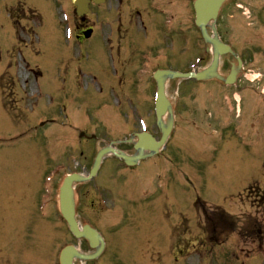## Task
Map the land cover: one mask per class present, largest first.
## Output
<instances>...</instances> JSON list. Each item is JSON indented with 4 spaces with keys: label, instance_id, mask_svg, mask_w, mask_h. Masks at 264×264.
<instances>
[{
    "label": "rangeland",
    "instance_id": "1",
    "mask_svg": "<svg viewBox=\"0 0 264 264\" xmlns=\"http://www.w3.org/2000/svg\"><path fill=\"white\" fill-rule=\"evenodd\" d=\"M18 2L25 4L26 7L23 5L21 9V4ZM68 3L65 0H0L1 47L9 48L12 43L14 31L9 14L14 10H19L18 16L17 13L14 14V22L19 36L24 34L22 36L24 43L34 44L36 39H34L33 30L40 36L37 40L39 41L37 49H40L42 57H33L32 59L30 57V63L34 64L36 61L37 64H47L51 62L55 59L57 52L65 50L64 42L60 40V37L61 39L65 37L66 28L63 23L65 15L61 12L65 11L62 4L67 6ZM14 6H16L15 9H13ZM68 7L72 9L70 4ZM29 8L33 10H29ZM34 12L36 14L38 12V16H35L36 14L33 16ZM217 28L222 39L232 45L239 55L243 54L247 63L246 70L251 68L247 74L255 78L252 83L254 90H252V94L249 93L251 91H248L249 94L246 92L244 94L251 112L245 117L236 118L234 111H227V122H234V124L233 126L227 125L226 129H223L226 124L218 125L213 120H210L209 124L206 119L199 120L197 125H199L201 134L192 129L191 136L185 141L186 146H182L178 140H174L170 157L174 162L176 159L180 161V164L182 162L181 168L188 175V180L170 174L159 178L157 204L158 207L162 205L169 211L172 220L181 218L185 222L188 221L190 226L185 229L184 233L177 228L172 232L174 243L180 241L177 248L183 249L185 246L186 257L182 258L174 252L173 259H170L171 264H264V94L261 93L264 88V0H231L224 7L217 21ZM55 34L58 35V38H55ZM28 38L31 40L28 41ZM195 38L196 33L192 30L191 45ZM195 43L200 48L199 53L202 54L203 43L199 40H195ZM197 46L196 48H198ZM6 50L3 54L4 61H6ZM17 54L15 52L16 56ZM194 55L192 54L191 57L193 58ZM174 68L179 71L184 70L180 63H176ZM9 75L12 78L2 77L5 82L2 85L3 88H0V96L12 84L13 77L16 78L14 73ZM206 89L209 87L206 86ZM218 91L220 92L219 88ZM234 91L230 92L234 93ZM204 93L202 94L205 95ZM11 95L12 91L9 97ZM176 97V91L169 94V98L173 101L177 100ZM190 103L192 102L190 101ZM220 106L224 105L219 104L218 107L216 104L215 107L218 108L215 110L220 111ZM177 111L176 128L172 137L180 139L183 129L189 125L187 122L188 112L180 107ZM25 115L21 113L17 116L16 121H11L10 124L7 122L6 111L0 108V175L1 172L5 174L7 172L4 159L9 155L21 160L22 152L25 151L27 155L25 160L31 159L29 149H24L23 144L18 146L15 143L21 141L22 138L17 141L13 139L16 136L24 135L34 127V124L28 125L33 121H26ZM31 115L38 118L34 113ZM202 122L204 126L201 125ZM7 123L14 130L12 135H8L10 128ZM42 140L45 141L41 131L32 134L31 142L39 144V141ZM29 141L24 140L23 142L28 144ZM169 150L170 145L167 149L168 154H170ZM167 152H164V156H167ZM39 157L44 158L42 154H36V158ZM66 157L69 158V155H62L56 164L63 163ZM38 163L40 167L47 170L44 159ZM49 164L54 165V162L50 161ZM30 170L31 166H28L25 172H30ZM101 182L103 185L110 182V178H106V173L102 174ZM251 183H253L252 186L244 189ZM54 185H57V182L51 185L50 191H53ZM22 198L23 196L16 194L9 212L5 213L6 221L11 227L17 226L20 231L26 229V240L23 245L33 252L40 246L38 235L40 240L44 236H49L52 224L36 227L34 231L33 227L36 223L28 225L26 228L22 221L24 210L20 208ZM197 200L205 203L207 221L202 220V218L205 219V216L195 210ZM214 206H222L231 216L227 217L229 215L225 214V217L228 218L225 219L219 210L211 212L212 209L213 211L216 209ZM47 211L49 214L50 209ZM158 219H160V214L157 215ZM132 224L134 223L130 219L124 221L126 226ZM157 227L159 228V226ZM164 228L158 237H154L155 229L153 227L150 226L144 230L147 237L145 242L147 248L166 251L167 231L165 225ZM65 230V226H63V234ZM221 232H224L222 236ZM9 241L7 238L0 237V256L6 255L8 258L12 256V252H8V248H2ZM112 241H114L113 238ZM130 241L128 240L129 243ZM137 245H139L141 254L151 253L144 245L139 243ZM58 247L55 248L56 251L59 250ZM129 256L130 254L127 252L125 258ZM11 259H16L14 260L16 264H27L18 256ZM106 259H111L109 251L103 258L92 264H120L116 260L107 263ZM28 260L29 264H54L53 253L49 250H44L40 256H30Z\"/></svg>",
    "mask_w": 264,
    "mask_h": 264
},
{
    "label": "flooded vegetation",
    "instance_id": "2",
    "mask_svg": "<svg viewBox=\"0 0 264 264\" xmlns=\"http://www.w3.org/2000/svg\"><path fill=\"white\" fill-rule=\"evenodd\" d=\"M178 2L183 3V9L178 7L176 11L173 7L174 0H157L154 6L149 0H106L103 33L100 35L95 27L92 32V37L98 41L96 44L102 46V59L99 60L98 67L77 65V72L73 71L68 75L69 67L63 65L60 70L65 75H58L61 82L77 86L78 79L84 73L91 72L99 79L102 78V73L104 88L110 93L121 96L147 93V84L152 82L153 72L160 67H170L174 61V30L172 27H165V19H174L177 15L181 17V10H184L187 17L190 16L191 0ZM90 28L86 20L76 22L75 38L79 45L86 41L83 33L85 30L92 31ZM188 34L189 32L183 33L185 37L179 42L184 43ZM95 51L90 50L92 54ZM93 75L91 77L95 78ZM128 81L135 84V93L125 91Z\"/></svg>",
    "mask_w": 264,
    "mask_h": 264
},
{
    "label": "water",
    "instance_id": "3",
    "mask_svg": "<svg viewBox=\"0 0 264 264\" xmlns=\"http://www.w3.org/2000/svg\"><path fill=\"white\" fill-rule=\"evenodd\" d=\"M223 0H197L195 4V10H196V25L201 29L202 35L206 42L210 43L213 46V62L211 68L202 73L198 74L196 76L197 79H202L206 77L209 74H212L216 64L219 55L225 54L229 52V48L222 45L220 42L217 41L216 38L212 39L209 38L208 35L206 34L205 27L208 24V22L211 19H214L217 13V10ZM233 79V76L229 78V81ZM166 105L164 95H163V83L161 80L158 81V100H157V109H158V116L159 118L164 112V106ZM169 128L164 129L162 128V133H163V139H165L166 135L169 132ZM142 146L145 148H149V145L143 141ZM151 148V145H150ZM60 207H61V212L64 217V219L67 221L71 231L74 233L76 236H85L89 240H91V234L89 231H84L83 233H78L77 232V227L76 224L73 220V207L71 203V192L69 188V182L65 183L63 188L61 189L60 192ZM72 255L73 252L71 250H66L63 251L60 257V263L61 264H71L72 262Z\"/></svg>",
    "mask_w": 264,
    "mask_h": 264
}]
</instances>
